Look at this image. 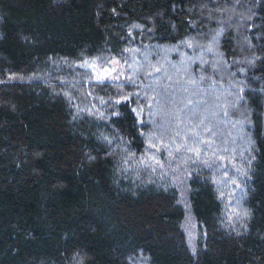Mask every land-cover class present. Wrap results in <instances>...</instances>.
<instances>
[{
	"label": "trees",
	"instance_id": "1",
	"mask_svg": "<svg viewBox=\"0 0 264 264\" xmlns=\"http://www.w3.org/2000/svg\"><path fill=\"white\" fill-rule=\"evenodd\" d=\"M0 264H264V0H0Z\"/></svg>",
	"mask_w": 264,
	"mask_h": 264
},
{
	"label": "bare ground",
	"instance_id": "2",
	"mask_svg": "<svg viewBox=\"0 0 264 264\" xmlns=\"http://www.w3.org/2000/svg\"><path fill=\"white\" fill-rule=\"evenodd\" d=\"M171 29V28H170Z\"/></svg>",
	"mask_w": 264,
	"mask_h": 264
}]
</instances>
